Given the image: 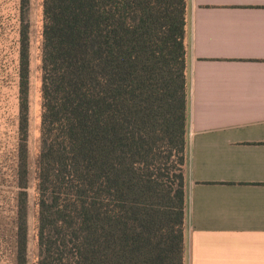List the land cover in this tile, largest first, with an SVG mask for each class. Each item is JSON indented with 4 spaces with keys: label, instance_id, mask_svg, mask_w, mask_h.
Segmentation results:
<instances>
[{
    "label": "trees",
    "instance_id": "trees-1",
    "mask_svg": "<svg viewBox=\"0 0 264 264\" xmlns=\"http://www.w3.org/2000/svg\"><path fill=\"white\" fill-rule=\"evenodd\" d=\"M30 7L0 141V264H29ZM187 37L188 0H43L36 264H185Z\"/></svg>",
    "mask_w": 264,
    "mask_h": 264
},
{
    "label": "crops",
    "instance_id": "crops-1",
    "mask_svg": "<svg viewBox=\"0 0 264 264\" xmlns=\"http://www.w3.org/2000/svg\"><path fill=\"white\" fill-rule=\"evenodd\" d=\"M185 264H264V0H188Z\"/></svg>",
    "mask_w": 264,
    "mask_h": 264
},
{
    "label": "rangeland",
    "instance_id": "rangeland-1",
    "mask_svg": "<svg viewBox=\"0 0 264 264\" xmlns=\"http://www.w3.org/2000/svg\"><path fill=\"white\" fill-rule=\"evenodd\" d=\"M30 71V171L29 188V264H36V161L40 150L42 114L43 0H31ZM19 0H0V141L6 117L17 111V64L19 38ZM9 111V113H6Z\"/></svg>",
    "mask_w": 264,
    "mask_h": 264
}]
</instances>
